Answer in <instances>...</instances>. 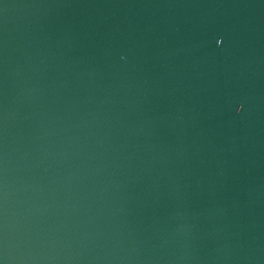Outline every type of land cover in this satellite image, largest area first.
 <instances>
[{"label":"water","instance_id":"water-1","mask_svg":"<svg viewBox=\"0 0 264 264\" xmlns=\"http://www.w3.org/2000/svg\"><path fill=\"white\" fill-rule=\"evenodd\" d=\"M0 264H264V0H0Z\"/></svg>","mask_w":264,"mask_h":264}]
</instances>
